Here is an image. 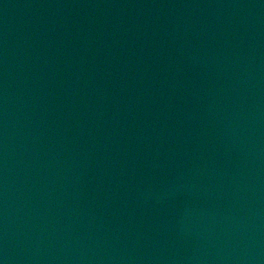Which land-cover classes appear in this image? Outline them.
Here are the masks:
<instances>
[{
    "label": "water",
    "instance_id": "obj_1",
    "mask_svg": "<svg viewBox=\"0 0 264 264\" xmlns=\"http://www.w3.org/2000/svg\"><path fill=\"white\" fill-rule=\"evenodd\" d=\"M0 264H264V0H0Z\"/></svg>",
    "mask_w": 264,
    "mask_h": 264
}]
</instances>
